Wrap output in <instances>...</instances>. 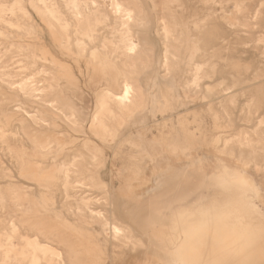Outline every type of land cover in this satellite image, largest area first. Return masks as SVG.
Wrapping results in <instances>:
<instances>
[{"label":"rangeland","instance_id":"obj_1","mask_svg":"<svg viewBox=\"0 0 264 264\" xmlns=\"http://www.w3.org/2000/svg\"><path fill=\"white\" fill-rule=\"evenodd\" d=\"M49 1L69 26L68 41L59 40L54 19L39 13L35 0H0V193L22 206L10 212L18 233L52 244L63 264H186L179 257L183 235L198 219L188 214L239 199L247 208L245 227L235 234L243 239L240 257L226 253L213 264H264V0H118L138 11L130 38L143 59L131 69L136 81H126L139 101L124 116L115 104L123 92L114 68L119 52L102 47L120 35L113 33L117 16L92 0L82 13L92 3L99 13L88 25L85 15L76 29L69 0ZM82 24L96 29L91 44ZM24 82L34 86L23 89ZM104 92L108 113L95 122ZM218 162L241 165L253 187L242 196L222 191ZM1 221L3 234L8 225ZM218 233L212 236L224 237Z\"/></svg>","mask_w":264,"mask_h":264},{"label":"bare ground","instance_id":"obj_2","mask_svg":"<svg viewBox=\"0 0 264 264\" xmlns=\"http://www.w3.org/2000/svg\"><path fill=\"white\" fill-rule=\"evenodd\" d=\"M17 1H19V0H17ZM49 0H35V3H38V6L36 7L37 8V10H38V12L39 13H41V14H43V15H45V17L47 16V17H49V18H52V19H54V22L52 23V19L50 20L49 18V20L51 21V26L54 24V27L53 28H55L56 29V33L60 36V39L59 40H69V39H66V32L68 33V31L66 30V29H68L69 28V26H68V28L66 27V25L64 26L63 24H62V19H61V21L59 20V18H57V13L55 12V11H57V10H54V9H51V7L50 6H48V4H49V2H48ZM66 1V0H65ZM131 1V0H130ZM15 2V1H14ZM21 2H22V0H21ZM69 2V5H70V9H71V15H72V17L75 19V24H74V26L76 27V29H78L79 28V26L81 25V23H83V22H81V19H83V17L86 15L87 16V18L90 16V15H97L98 13H99V11H98V9L96 8V6H95V4L94 3H92L91 5H92V10H90V11H88V13L87 12H85L84 14L82 13V8L83 7H87V5H88V2H93L92 0H69L68 1ZM106 3L107 4V6H108V8L111 10V12H110V14H114L115 16H117V21H118V28L117 29H115L114 31H113V33L114 34H116V33H119L120 35L116 38V41L115 40H113V39H110V40H108L107 41V43L105 42L104 43V45L102 46L104 49H106V51H110L112 54L113 53H115V52H119V61H118V66H116V67H114L115 68V72H117L116 74L118 75V77L122 80V83H123V92H122V94L119 96V97H117V100H116V106H117V109H118V112H119V114L121 115V116H124V115H126V114H128L129 113V111H130V109H131V107L134 105V104H136L138 101H139V97H138V91H137V88L135 87H133L131 84H129V83H127L126 81L128 80V79H130V80H135V76H134V73L132 72V68L134 67L133 65H134V63L135 62H137L136 60H139V59H142V57L140 58V55L138 54V51H139V48H138V44H137V42H134L131 38H130V33H131V27H133L134 26V24L138 21V16L137 15H139L138 14V11H137V9H136V7L135 6H130V4H129V6L130 7H128V8H125L124 6H123V4L122 3H120V2H118V0H103V3ZM163 2V1H162ZM244 2V1H243ZM19 2H17L16 3V6H18L19 4H18ZM32 3V2H31ZM48 3V4H47ZM104 3V4H105ZM248 3H250V2H248ZM264 3V2H263ZM28 4H30V2L28 3ZM33 4V3H32ZM28 5V6H31L32 8H35V6L34 5ZM67 4V3H66ZM65 4V5H66ZM236 4V3H235ZM244 4H247V3H244ZM50 5V4H49ZM133 5H135V3H133ZM231 5V4H230ZM250 5V4H249ZM248 5V6H249ZM5 6V5H4ZM11 6V5H10ZM9 6V9L10 8H13V6L14 5H12L11 7ZM105 6V5H104ZM137 6V5H136ZM232 6V5H231ZM236 6V5H235ZM238 6V5H237ZM247 6V5H246ZM65 7H68V6H65ZM160 7V6H159ZM230 7V6H229ZM233 7V6H232ZM250 7V6H249ZM248 7V8H249ZM261 7V6H260ZM2 8V7H1ZM21 8H22V4H21ZM236 8V7H235ZM246 8V7H245ZM4 9H6V8H4ZM8 9V10H9ZM19 9V8H18ZM17 9V10H18ZM57 9V8H56ZM67 9V8H66ZM163 9V8H162ZM230 9H233V10H235L234 8H230ZM237 9V8H236ZM11 10V9H10ZM36 10V9H35ZM68 10V9H67ZM232 10V11H233ZM238 10L239 9H237V12H238ZM241 10V9H240ZM248 10V9H247ZM229 11V10H228ZM255 12V11H254ZM20 12H18V14H19ZM24 13V11L21 13V14H23ZM26 13V12H25ZM24 13V14H25ZM233 13H234V11H233ZM240 13V12H239ZM239 13H237V14H239ZM256 13V12H255ZM255 13H253L254 15H255ZM7 14H9L10 15V13H7ZM16 14V13H15ZM27 14L28 13H26V16H27ZM158 14V13H157ZM160 14V13H159ZM17 15V14H16ZM16 15H13L14 17L16 16ZM58 15H61V14H58ZM113 15V16H114ZM247 15V13L244 15V17ZM251 15V14H250ZM11 16V15H10ZM12 16V17H13ZM25 16V15H24ZM29 16V15H28ZM27 16V17H28ZM61 16H63V15H61ZM60 16V17H61ZM85 16V17H86ZM235 16H238V15H236V12H235V15H234V19H236L235 21L237 22V18L240 16H238L237 18H235ZM256 16H257V13H256ZM7 17V16H6ZM231 17H233V15H231ZM247 17V16H246ZM245 17V18H246ZM255 17V16H254ZM253 17V18H254ZM24 18V17H23ZM26 18V17H25ZM28 18H30V17H28ZM27 18V19H28ZM85 19V20H89V18L88 19ZM92 18V17H91ZM106 18H108V17H106ZM106 18H104L103 20H105ZM240 18H241V16H240ZM250 18V17H249ZM252 18V19H253ZM256 18V17H255ZM255 18H254V20H255ZM160 19V18H159ZM232 19V21L234 22H232L233 24H235V21L233 20V18H231ZM48 20V21H49ZM85 20H83V21H85ZM92 20V19H91ZM87 21H85L84 23H86ZM96 21V20H95ZM248 21V20H247ZM7 22V21H6ZM47 22V21H46ZM64 22V21H63ZM91 22V21H90ZM89 21L87 22V25H88V23H90ZM251 22H253V21H251ZM9 23V22H8ZM11 23V22H10ZM9 23V24H10ZM29 23V22H28ZM67 23V22H66ZM95 23V22H94ZM228 23H230L231 24V22H228ZM243 23V22H242ZM254 23V22H253ZM257 23H259V22H257ZM1 24H3V23H1ZM26 24H27V22H26ZM97 24V23H96ZM236 24H238V22L236 23ZM240 24V23H239ZM11 25V24H10ZM14 25H16V23H14ZM32 25V24H31ZM92 26H94L93 25V21H92V24H91ZM98 25V24H97ZM96 25V26H97ZM20 26V25H19ZM27 26V25H26ZM29 26H30V24H29ZM48 26H50V25H48ZM73 26V27H74ZM85 26V25H84ZM236 27H239V26H237V25H235ZM245 26V25H244ZM10 27V26H9ZM21 27V26H20ZM241 27H243V26H241ZM12 28V27H11ZM34 28V27H33ZM82 30H83V34L86 36V38L85 39H87V41L90 43L91 41H95L94 39H96L95 37H94V33H95V31H94V29H95V27H94V29L92 28V27H90L91 29H88L87 31H84V29H85V27H83V24H82ZM243 28H247L246 26L245 27H243ZM249 28V27H248ZM73 29H75V28H73ZM254 29H255V27H254ZM21 30V29H20ZM29 30V29H28ZM81 30V31H82ZM96 30V29H95ZM111 30V29H110ZM19 31V30H18ZM80 31V32H81ZM112 31V30H111ZM26 32V31H25ZM55 31L53 30V33H54ZM73 32V31H72ZM78 32V31H77ZM86 32V33H85ZM28 34H30L29 32H28ZM55 34V33H54ZM56 34V35H57ZM72 34V33H71ZM110 34H112V32L110 33ZM57 35V36H58ZM78 35H79V33H78ZM78 35H76V39H77V36ZM95 35H96V33H95ZM59 36H58V38H59ZM111 36V35H110ZM74 37V36H73ZM96 37H97V35H96ZM108 38V37H107ZM111 38V37H110ZM75 39V40H76ZM260 39V38H259ZM259 39L257 38L256 40L257 41H259ZM80 40V39H79ZM84 40V39H83ZM264 40V38L262 39V41ZM115 41V42H114ZM85 42V41H84ZM260 42H261V40H260ZM259 42V43H260ZM264 42V41H263ZM62 43V42H61ZM79 43V42H78ZM81 43V42H80ZM259 43H255V44H259ZM69 44V43H68ZM88 44V43H87ZM86 44V45H87ZM91 44V43H90ZM167 44V43H166ZM84 44H81V47L83 46ZM102 45V44H101ZM262 45V44H261ZM61 46H63L64 48H66V46H67V44L65 43V41H64V43H63V45H61ZM85 47V46H84ZM257 47V46H256ZM77 48V47H76ZM79 48V47H78ZM79 49H81V48H79ZM79 49H77L78 51H80ZM102 51V50H101ZM92 52H93V50H92ZM104 52V51H103ZM102 52V53H103ZM99 54L98 53V51L97 52H95L91 57H93V60H92V62H91V64H93V65H95V66H97V60L99 59H97V54ZM262 53V52H261ZM29 54V53H28ZM167 53H165V55H166ZM262 55H264V54H262ZM28 56V55H27ZM30 56V55H29ZM103 59L104 58H108V55L106 54V52H105V54H103ZM26 57V56H25ZM112 57V56H111ZM167 57V56H166ZM165 56L163 57V58H166ZM33 58V57H32ZM27 59V58H26ZM30 60V59H29ZM143 60V59H142ZM32 61H33V59H32ZM98 61H100V60H98ZM105 61V60H104ZM109 62V61H108ZM114 62H116V61H114ZM140 62V61H139ZM56 63V62H55ZM59 63V62H58ZM107 63V62H106ZM61 64V63H60ZM59 64V65H60ZM107 64H109V63H107ZM163 64H164V62H163ZM27 65H28V63H27ZM31 65V64H30ZM29 65V66H30ZM35 65V64H34ZM101 65V64H100ZM111 65H115V64H111ZM166 65V64H165ZM24 66V65H23ZM26 66V65H25ZM24 66V67H25ZM62 66V65H61ZM27 67V66H26ZM25 67V68H26ZM98 67H99V65H98ZM111 67V66H110ZM113 67V66H112ZM111 67V68H112ZM163 67V66H162ZM30 68V67H29ZM101 68H103V67H101ZM100 68V69H101ZM167 68V67H166ZM166 68H164V69H166ZM20 69V68H19ZM28 69V68H27ZM64 69H65V67H64ZM94 69H96V68H93V71H94ZM106 69V68H105ZM168 69V68H167ZM166 69V70H167ZM30 70H31V68H30ZM63 70V69H62ZM69 69L67 68V69H65V72L66 71H68ZM103 70V69H102ZM206 70V69H205ZM19 71V70H18ZM26 71V70H25ZM113 71V70H112ZM1 72H3V71H1ZM28 72V71H27ZM44 72V71H43ZM42 72V73H43ZM63 72V71H62ZM61 72V73H62ZM69 72V71H68ZM67 72V74H69ZM106 72V71H105ZM166 72V71H165ZM18 73V72H17ZM38 73H39V71H38ZM93 73H95L94 74V77H97L98 76V73L97 72H93ZM108 73V72H107ZM167 73V72H166ZM165 73V74H166ZM14 74V73H13ZM60 74V73H59ZM64 74V73H63ZM66 74V75H67ZM110 74V73H109ZM136 74H137V71H136ZM140 74V73H139ZM29 75V74H28ZM42 75V74H41ZM49 75V74H48ZM13 76V75H12ZM15 76V75H14ZM21 76V75H20ZM23 76H25V75H23ZM31 76H33V74L31 75ZM31 76H30V78H31ZM36 76V75H35ZM38 76V75H37ZM50 76V75H49ZM65 76V75H64ZM93 76V75H92ZM100 76V75H99ZM97 77L98 79L100 78V77ZM3 77V76H2ZM5 77H9L8 75L6 76L5 75ZM19 77V76H18ZM22 77V76H21ZM70 77V76H69ZM93 77V78H94ZM104 77V76H103ZM109 77V76H108ZM118 77H116V78H118ZM132 77V78H131ZM1 78V77H0ZM26 78V77H25ZM33 78V77H32ZM31 78V79H32ZM45 78H47V77H45ZM49 78V77H48ZM65 78V77H64ZM110 78H111V76H110ZM5 79V78H4ZM19 79V78H18ZM24 79V78H23ZM95 79V78H94ZM94 79L92 80V81H94ZM113 79V78H112ZM8 80H10V79H8ZM20 80H22V79H20ZM26 80V79H25ZM69 80H71V79H69ZM73 80V79H72ZM119 80V79H118ZM0 81H1V79H0ZM32 81L33 82H35L33 79H32ZM117 81V80H116ZM136 81V80H135ZM22 82V81H21ZM33 82H31L30 84H28V83H26V82H24V83H22V88L24 89V88H30V87H32V86H34V85H31V84H33ZM71 82V81H70ZM112 82V84H113V81H111ZM111 82H109V83H111ZM130 82V81H129ZM1 83V82H0ZM12 83V82H11ZM20 83V82H19ZM73 83H74V80H73ZM97 83V82H96ZM121 83V82H120ZM119 83V84H120ZM2 84V83H1ZM116 84V83H115ZM132 84H134V83H132ZM9 85H10V83H9ZM36 85V84H35ZM111 85V84H110ZM109 85V86H110ZM122 85V84H121ZM5 86V85H4ZM7 86H8V84H7ZM7 86H6V89H7ZM12 86H14V85H12ZM115 86V85H114ZM120 86V85H119ZM3 87V86H2ZM116 87V86H115ZM10 89V88H9ZM18 89V88H17ZM107 89V88H106ZM105 89V90H106ZM130 89V92H129V95H128V98L127 99H124L123 97H124V93H125V91L126 90H129ZM21 90V89H20ZM104 90V89H103ZM26 91H29V90H26ZM26 91H24L23 90V92L22 93H25ZM34 91V90H33ZM36 91H38L37 89H36ZM21 92V91H20ZM101 93V92H100ZM33 95H35V94H33ZM114 95H115V93H114ZM28 96V95H27ZM111 96H113V95H111ZM141 96V95H140ZM32 97V95L30 96V98ZM114 97V96H113ZM109 98V96H108V94H105V92H104V94H102V96H99V98H98V102H97V112H96V114H95V117H94V121L95 122H97V119H98V116H99V114L101 113V112H107L108 113V106H109V104H108V102L106 101V99H108ZM110 99H112L111 97H110ZM109 99V100H110ZM114 99V98H113ZM115 110V109H114ZM57 111V110H56ZM109 112L110 113H112V111L109 109ZM71 115V114H70ZM68 117V116H67ZM104 117V116H103ZM116 117V116H115ZM34 118V117H33ZM36 118V117H35ZM71 118V117H70ZM120 119V118H119ZM70 120V119H69ZM69 120H67L68 121V123H66L68 126H72V127H74L75 128V125L74 124H72L71 122H69ZM34 121V120H33ZM70 121H72V120H70ZM116 121V120H115ZM34 122H37L36 120L34 121ZM74 122V121H73ZM76 122V121H75ZM117 122V121H116ZM94 123V122H93ZM99 123V122H98ZM32 124V123H31ZM95 124V123H94ZM102 123H100L99 125H101ZM102 126V125H101ZM71 127V128H72ZM120 127V126H119ZM77 128V127H76ZM79 128V127H78ZM98 128V127H97ZM104 128V127H103ZM103 128H101L100 127V129L103 131ZM259 128V127H258ZM16 130V129H15ZM117 130V129H116ZM261 130V129H260ZM98 131H99V128H98ZM257 131V130H256ZM16 132V131H15ZM98 134H99V132H98ZM239 136V135H238ZM96 137H97V135H96ZM104 137V136H103ZM103 137L101 138V139H103ZM242 137V136H241ZM256 137V136H255ZM246 138H247V136H246ZM246 138H244V139H246ZM238 140H239V138H237ZM1 141V140H0ZM47 141V140H46ZM244 141H246V140H244ZM1 143V142H0ZM3 143V142H2ZM243 144H245V143H243ZM47 145H48V142H47ZM247 145V144H246ZM4 146V145H3ZM84 146V145H83ZM87 147V146H86ZM32 148V147H31ZM43 148V147H42ZM85 149V148H84ZM92 149V148H91ZM87 150V149H86ZM89 150H90V148H89ZM6 151V150H5ZM93 152V151H92ZM87 153H89L88 151H87ZM217 153V152H216ZM90 154H91V152H90ZM90 154H88L89 156H91ZM95 155V154H94ZM97 155V154H96ZM98 157V156H97ZM89 158V157H88ZM93 158H95V156L93 157ZM92 158V159H93ZM91 159V158H90ZM98 160V159H97ZM14 161V160H13ZM93 161H94V159H93ZM99 161V160H98ZM223 161H225V160H223ZM95 162L97 163V161L95 160ZM94 163V162H93ZM236 163V162H235ZM98 164V163H97ZM241 166V165H240ZM239 166V164L237 165H234V167H231V168H228L227 166H225L223 163H221V162H218V164H217V166H216V168H215V170H214V174L216 175V176H221L222 174H224L225 172H227V173H229V174H232V175H239L240 177H242L244 180H246L247 182H248V185H249V187L248 188H252L253 186H252V183L250 182V180H248V178L243 174V171L241 170V169H243V168H241ZM62 167V166H61ZM244 167V166H243ZM19 168V167H18ZM59 168V167H58ZM245 168V167H244ZM82 169V168H81ZM247 169V168H246ZM54 170H57V169H54ZM59 170V169H58ZM60 170H61V168H60ZM77 170V169H76ZM82 171V170H81ZM84 172H85V170H84ZM80 173V172H79ZM46 177V176H45ZM64 182V181H63ZM69 182V181H68ZM66 183V182H65ZM64 186H66V185H64ZM66 188V187H65ZM63 190H64V188H63ZM66 190H67V188L65 189V192H66ZM67 195V194H66ZM66 197V196H65ZM64 197V198H65ZM68 197V196H67ZM66 197V198H67ZM248 198V197H247ZM65 200H67V199H65ZM16 203L17 202H9V201H7V196H5L4 194H2V193H0V218L2 219V220H4V221H6L5 223H7V227H8V230H6L3 234H0V251L2 250V260L0 261V264H24L26 261L28 262L27 264H39V263H41L42 264V262H44L45 264H63V262L60 260V256H59V253H58V251L55 249V247H53V245L52 244H49V243H46V244H43V243H40V242H38L37 241V234H36V236L33 238V237H29L27 234H19L18 233V230H17V228H16V226L14 225V223H13V218L11 217V215H10V212L14 209V208H16L18 205H16ZM18 207H22L21 205H19ZM17 207V208H18ZM25 208V207H24ZM23 208V210H25ZM20 209V208H19ZM80 213V212H79ZM81 214V213H80ZM4 221H1L2 223H4ZM24 224H27V225H29V226H31L32 228H33V230L35 231V233H37L38 232V234L40 235V231L38 230L37 231V229H36V227L38 226L37 224H32V223H30V222H27V221H25V222H23ZM247 223V222H246ZM41 224H43V223H41ZM40 224V225H41ZM196 225V224H195ZM194 226V225H193ZM247 226V225H246ZM249 227V226H248ZM106 228V227H105ZM104 228V229H105ZM125 228V227H124ZM46 229V228H45ZM126 229V228H125ZM128 229V228H127ZM126 229V230H127ZM174 229V228H173ZM193 228H191V230H192ZM249 229V228H248ZM51 230V229H50ZM49 229H48V231H50ZM120 230H122V229H120ZM130 230V229H129ZM255 230H257V229H255ZM213 231V232H212ZM243 231V230H242ZM120 232V231H119ZM129 232V231H128ZM212 232V233H211ZM245 232V231H244ZM249 232V231H248ZM247 232V233H248ZM43 233V232H42ZM45 233H47V232H45ZM213 233H214V228H210L207 232H205V233H203V234H199V235H197L194 239L192 238V232L191 233H188V234H185V235H183V242L185 243V244H183L182 246H181V248H180V252H179V257H181V259L183 260V262H185L186 264H213L214 263V261H216L217 260V258L219 257V256H221V255H223V254H231V255H235V256H239L240 257V251L237 249V246L239 245V243L243 240L242 239V237H240V236H230V238L229 239H227L226 241H225V239H224V237H222V238H218V236H217V238L215 239L214 238V236H212L213 235ZM49 234V233H48ZM118 234H120V233H118ZM123 234V233H122ZM125 234H127L126 233V231H125ZM130 234V233H129ZM129 234H127L128 236H129ZM219 234V233H218ZM243 234V233H242ZM250 234V233H249ZM50 235V234H49ZM49 235H47L48 237H49ZM57 234H55V236H56ZM127 235H125V237L127 236ZM130 235H132V234H130ZM160 235H161V233H157V234H155L154 236H155V240H157V238L158 237H160ZM215 235V234H214ZM224 235V234H223ZM52 236V235H51ZM61 236V235H60ZM107 237L109 236V234H107L106 235ZM127 236V237H128ZM244 236V235H243ZM44 237V236H43ZM91 237V236H90ZM119 237H120V235H119ZM124 237V238H125ZM123 238V239H124ZM173 237H172V234H171V237H170V240L172 239ZM51 239V238H50ZM53 239V238H52ZM51 239V240H52ZM61 239V238H60ZM130 238L128 237V239H127V241L129 240ZM48 240V239H47ZM58 240V239H57ZM81 240V239H80ZM114 240V239H113ZM126 240V239H125ZM131 240H133V238H131ZM59 241V240H58ZM130 241V240H129ZM85 242V241H84ZM91 242V241H90ZM131 242V241H130ZM133 242V241H132ZM131 242V243H132ZM56 243H57V241H56ZM61 243V242H60ZM65 243V242H64ZM63 243V245L65 246L66 244H64ZM120 243V242H119ZM123 243V242H122ZM121 243V244H122ZM139 243V242H138ZM86 244V243H85ZM121 244H119V245H121ZM124 244L126 245V243L124 242ZM128 244V243H127ZM70 245H71V242H70ZM74 245V244H73ZM123 245V244H122ZM243 245V244H242ZM258 245V244H257ZM56 246V245H55ZM89 246V245H88ZM170 247V246H169ZM249 247V246H248ZM252 247V246H251ZM65 248V247H64ZM247 248V247H246ZM70 249V248H69ZM258 249V248H257ZM72 250V249H71ZM94 250V249H93ZM97 252V251H96ZM252 252V251H251ZM68 253V252H67ZM80 253V252H79ZM251 254V253H250ZM250 254H248V255H250ZM172 255H173V253H172ZM91 256V255H90ZM174 256V255H173ZM92 257V256H91ZM97 257V256H96ZM100 257V256H99ZM70 258H72V257H70ZM84 258V257H83ZM95 259V258H94ZM99 259V258H98ZM73 260V259H72ZM90 260H92V259H90ZM100 261V260H99ZM174 261V260H173ZM245 261V260H244ZM243 261V262H244ZM74 262V261H73ZM84 263V262H83Z\"/></svg>","mask_w":264,"mask_h":264},{"label":"clouds","instance_id":"obj_3","mask_svg":"<svg viewBox=\"0 0 264 264\" xmlns=\"http://www.w3.org/2000/svg\"><path fill=\"white\" fill-rule=\"evenodd\" d=\"M219 188L224 192L236 191L241 196L247 191L249 185L239 175H232L227 172L222 174L218 180ZM247 208L242 200L226 199L202 206L188 215L197 219L192 229V238L214 228L217 232L224 234L225 241L231 235L241 232L245 227Z\"/></svg>","mask_w":264,"mask_h":264},{"label":"snow or ice","instance_id":"obj_4","mask_svg":"<svg viewBox=\"0 0 264 264\" xmlns=\"http://www.w3.org/2000/svg\"><path fill=\"white\" fill-rule=\"evenodd\" d=\"M129 92H130V89L125 91L124 97H123L124 99L128 98Z\"/></svg>","mask_w":264,"mask_h":264},{"label":"crops","instance_id":"obj_5","mask_svg":"<svg viewBox=\"0 0 264 264\" xmlns=\"http://www.w3.org/2000/svg\"><path fill=\"white\" fill-rule=\"evenodd\" d=\"M183 216H186L187 217V215L186 214H183ZM179 230V229H178Z\"/></svg>","mask_w":264,"mask_h":264}]
</instances>
